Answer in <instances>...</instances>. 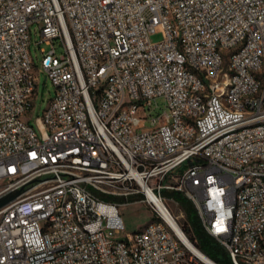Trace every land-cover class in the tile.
<instances>
[{
    "label": "built area",
    "instance_id": "built-area-1",
    "mask_svg": "<svg viewBox=\"0 0 264 264\" xmlns=\"http://www.w3.org/2000/svg\"><path fill=\"white\" fill-rule=\"evenodd\" d=\"M34 23L55 94L31 123ZM18 189L0 264H224L164 190L230 264H264V0H0V197ZM131 199L152 219L127 231Z\"/></svg>",
    "mask_w": 264,
    "mask_h": 264
},
{
    "label": "rangeland",
    "instance_id": "rangeland-1",
    "mask_svg": "<svg viewBox=\"0 0 264 264\" xmlns=\"http://www.w3.org/2000/svg\"><path fill=\"white\" fill-rule=\"evenodd\" d=\"M163 38L161 30H157L150 34V39L153 42L160 41ZM41 39V34L38 28V24L34 23L30 27V51L33 57L32 72L37 76L36 89L33 95L34 107L30 113H27L24 118L30 120L31 123L35 122V117L43 114V110L47 107L50 98L55 94V87L51 80L47 78L45 72L40 71L42 52L40 46L46 49L51 45L45 42L40 44L36 43ZM54 46L59 53L63 51V46L60 44L59 39L54 40ZM153 113H160L165 109V98L158 96L153 100ZM185 167V164H183ZM168 205L175 215L179 216L181 223L188 224L187 214L181 207L180 203L176 200L169 199ZM120 211L125 223L127 231H133L140 229L152 219V214L146 205V203L140 199H131L120 206ZM186 230V229H185ZM187 232V231H186ZM188 233V232H187Z\"/></svg>",
    "mask_w": 264,
    "mask_h": 264
},
{
    "label": "trees",
    "instance_id": "trees-1",
    "mask_svg": "<svg viewBox=\"0 0 264 264\" xmlns=\"http://www.w3.org/2000/svg\"><path fill=\"white\" fill-rule=\"evenodd\" d=\"M164 193L178 201L187 214L188 224L183 223L189 237L209 256L215 260L230 264L229 254L216 238L211 236L203 227L198 212L192 201L179 190H164Z\"/></svg>",
    "mask_w": 264,
    "mask_h": 264
},
{
    "label": "water",
    "instance_id": "water-1",
    "mask_svg": "<svg viewBox=\"0 0 264 264\" xmlns=\"http://www.w3.org/2000/svg\"><path fill=\"white\" fill-rule=\"evenodd\" d=\"M20 191L21 189L14 190L0 197V207L14 199L20 193Z\"/></svg>",
    "mask_w": 264,
    "mask_h": 264
}]
</instances>
